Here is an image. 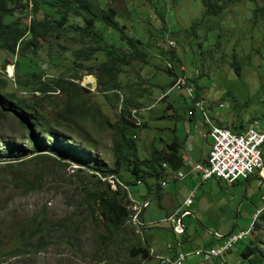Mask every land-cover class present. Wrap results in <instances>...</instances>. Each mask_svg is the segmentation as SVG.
Here are the masks:
<instances>
[{
  "label": "rangeland",
  "instance_id": "374dc122",
  "mask_svg": "<svg viewBox=\"0 0 264 264\" xmlns=\"http://www.w3.org/2000/svg\"><path fill=\"white\" fill-rule=\"evenodd\" d=\"M32 3V0H16L10 4L14 8L13 13L5 16L3 22L21 25L28 23ZM100 3L103 8L111 5L116 9L115 20L124 24L126 34L139 40L136 46L144 56V60L130 59L122 65L117 74L118 88L115 91L116 106L126 100L130 102L127 108H132V103L140 106L136 108L135 114L139 124L129 131L134 139V164L141 166L143 160L151 156L153 146H156V152L162 145L163 149H167L166 147L174 141V136L181 139V145L186 142L187 136L198 142L201 140V149L209 143L207 138L200 137L204 128L198 114L200 111H195L196 123L185 113V102L189 105L192 103L191 99L172 90L165 93L179 70L191 81L198 99H203V109L212 123L229 129L232 125L239 124L237 127L232 126L237 131L253 119L258 120L260 126H264V15L258 13L257 17L253 18V9L256 6L264 7V0H231V3L215 16L203 15L200 0H100ZM21 4H24L23 7H19ZM38 6L34 14L36 18L44 20V14H47L56 20L60 15H64L65 22L62 30L58 31V38L47 42L40 41L41 46L35 56L28 53L24 56L18 55L19 48L28 38L26 33L22 40L17 42L14 54L0 50V78L6 80L4 89L14 92L18 98L28 99L32 96L28 86L21 88L14 82V63L18 65L17 74L30 82L29 76L32 72L38 73L40 79L84 73L81 68L74 66L77 62L72 59L71 51L85 47L83 42L91 34L90 27L83 25V16H87L86 13L77 9H63L58 12L48 3H39ZM21 10H26L27 15L25 12L21 13ZM74 25L81 26V31H74ZM91 25L94 33L96 32L92 46L98 44L104 46V49L114 47L124 53L131 52V48L119 38L116 30L96 19ZM168 41L173 44L168 45ZM104 49L97 50L90 60L83 64L93 71L92 68L105 58ZM232 62L238 65L237 74L233 70ZM3 63L6 64L2 66ZM5 65L6 70L8 66L11 67L10 74L5 70ZM168 65L174 73L169 74L164 70ZM88 77H91V80ZM77 81L80 86L89 90L94 88V77L91 74H83ZM51 96L59 105V94L54 92ZM108 97L111 98L110 95ZM110 100L99 93H93L90 97L91 102L99 105L102 114L113 121L116 115ZM167 104H171L172 108H167ZM37 107L43 118L53 119V104L40 100ZM173 123L176 124V129L170 132ZM83 128L87 131L89 142L94 146L86 155L95 157L97 168L111 169V130L97 128L89 122L83 123ZM0 135L23 147L26 153L29 152L26 132L20 130L9 115L4 119L0 118ZM44 139L48 141L46 144L50 142L47 136ZM78 144L65 142V145L80 149ZM4 149L0 143V264H117L121 259L131 264H157L151 259L128 255L127 247L122 243H119L120 250L117 247L120 258L112 257L110 245L107 246L109 254L103 258L100 252L93 255V248L99 251L110 241L103 238L101 240L97 236L102 228L92 219L86 218L85 211L75 201L79 184L72 173L74 166L57 168L55 164L53 166L49 162H43V176L39 188L24 191L22 185L34 178L37 167L31 162L6 166V159L14 157H10ZM260 152L264 173V144L260 147ZM165 169L166 183L159 186L158 191L154 178H145L148 191L146 184L140 177L131 174L130 170L120 174L121 178L126 180L125 186L128 190L125 201L120 202L128 213L123 224L128 227V231L136 234L135 240L141 243L142 238H146L148 248L152 246L160 253L166 254L164 250L172 247L177 240L183 243V248L207 246L216 243L213 233L223 235L230 230L237 231L250 225L251 234L235 244L218 263L245 264L239 252L248 241V245L255 243L258 248L264 250V200L260 197L262 193L264 198V193L261 191L262 186H259L256 168L247 179L240 178L232 183L217 182L211 178L202 181L201 186L195 187L192 203L188 207H182V201L188 191L193 189L189 186L192 183L191 177L188 176L180 182L179 179L172 178L167 167ZM184 171L185 168L181 167V172L185 173ZM86 174L85 169L82 170L80 178L87 179ZM195 179L198 181L196 176ZM113 195L107 194L108 197ZM165 195H171L175 205L180 203L177 211H189L188 215L182 217V224L185 226L182 235H174L171 230L173 221L167 219V216L173 211L170 210L172 201ZM130 199L139 205L147 200L141 219L137 214V220L144 223L142 226L130 220L129 214L133 213ZM258 213L262 217H257ZM42 216L50 230V239L53 238L52 243L34 254L7 256L6 252L19 241L17 233H14L16 228L20 225L25 228L35 226ZM56 220H61L58 228L52 225ZM252 220L255 221L252 223ZM48 229L45 231H49ZM71 231L75 232L74 235H80V239L74 240L75 243L56 238V235L72 233ZM184 264L200 262L196 257L190 256ZM205 264H214V261Z\"/></svg>",
  "mask_w": 264,
  "mask_h": 264
},
{
  "label": "trees",
  "instance_id": "16d2710c",
  "mask_svg": "<svg viewBox=\"0 0 264 264\" xmlns=\"http://www.w3.org/2000/svg\"><path fill=\"white\" fill-rule=\"evenodd\" d=\"M15 1L0 0V50L7 54H14L16 52L15 46L17 42L22 40L25 33L28 34V38L18 50V55L20 56H24L26 53L30 56H35L41 46L40 41L47 42L51 39L58 38V31L62 30L65 16L60 15L59 18L53 20L49 15L44 14V20L38 19L34 14L39 8V3H48L49 6L55 7L58 12H61L63 9H77L78 11L86 13L87 16H83V25L84 27H90L92 30L90 32L91 34L83 42L85 47L72 50L71 54L72 59L77 62L74 66L81 68L84 71L83 74H91L94 77V88L89 90L84 86H80L77 80L83 74L74 73L69 74V76L59 75L40 79L38 73L32 72L29 76L31 79L30 82L27 79H22L17 74L18 65L14 63V82L21 88L28 86L32 98H18L14 92L5 90L6 80L0 78V118L4 119L5 116L9 115L15 120L19 129L26 132L29 152L26 153L23 147L15 145V143L6 140V138L0 135V143L5 147L4 152L8 153L10 157H14L6 159V166H11L12 163L23 165L26 162H31L36 165L37 171L34 178L26 181L22 185L24 191H31L40 186L44 169L43 162H49L53 166L55 164L57 168L74 165L72 173L76 176L79 184L78 196H76L75 201L85 211L86 218L92 219L102 228L97 236L101 240L105 239L106 241H110L109 244L100 248L99 251L93 248L91 251L92 254L96 255L100 252L103 255L101 258H103L109 254L107 246L110 245L112 257L120 258L117 253V247L120 250L119 243H122L123 246L125 245L127 247L128 255L149 260L147 239L145 238L144 240L142 238L141 244L139 240H135L136 234H133L130 230L128 231V227L123 224L128 213L124 205L120 204V202L122 200L125 201L128 190L125 186L126 180H123L120 174L123 171L130 170L129 172L131 174L140 177L146 184L148 191L149 189L145 178H154L158 191L159 186H161L158 180L163 178L166 168L161 167V162H165L166 166L169 165L176 170L179 166V157L175 155V150L165 153L161 151L156 152L154 148L151 156L143 160L141 166L133 162L135 159L134 139L129 131L135 128L136 125L131 122L130 113L133 111L136 114V108L138 109L140 106L137 103H132V108H127V104H130L127 100L125 102L123 101L119 106H116L117 94L115 91L118 88L117 74L122 65L126 64L130 59L141 58L144 60L143 53L139 52V48L136 46L139 44V40L126 34L124 24L118 23L115 20L117 14L116 9L111 5L103 8L100 0H51L50 2L48 0H39V2L38 0H32V12L28 23L21 25L20 23L9 24L3 22L5 16L13 13L14 8L10 4ZM200 3L203 7V15L215 16L222 12L221 10L228 6L231 0H200ZM23 5L21 4L19 7H23ZM25 11L21 10V13ZM258 13L264 15V7L256 6L253 9L254 19ZM25 15H27L26 12ZM95 19L104 23L105 26L116 30L119 38L124 40L131 48V52L124 53L114 47L104 49V46L98 44L92 46L91 42H94L93 35L96 32L94 33L91 24ZM72 29L74 31H81V26L74 25ZM53 32L54 34H52ZM100 49H104L105 58L98 62L92 68L93 71H91L89 66H85L83 63L90 60L93 54ZM4 64L6 63H3L2 66ZM231 65L237 74L238 65L235 62H232ZM7 70L10 73L11 67L8 66ZM164 70L169 74L174 73L170 66H165ZM88 78L91 80V77ZM172 82H170V85ZM54 92L59 94V105L57 101L51 98ZM93 93L102 94L107 100L111 99L109 103L115 111V120L110 121L102 114L99 105L96 102L90 101ZM109 95L111 98L108 97ZM40 100H47L53 104V119H45L42 117L37 107L39 106ZM85 122L94 124L97 128L111 130V134L109 135L111 140L110 151L113 157L111 169L105 170L97 168L94 163L95 157L90 154L86 155V152L89 150L92 151L91 147L94 146L89 142L87 131L83 128V123ZM215 125L222 126L219 124ZM235 126L237 127L239 124ZM46 136L50 138L48 144H46L48 141L44 139ZM65 142H77L81 147L80 149L77 147L73 148L65 145ZM82 153L85 155L83 156ZM17 156L26 157L21 159V157ZM175 160L177 164L174 163ZM84 169L87 172V179L84 177L80 178L81 171ZM107 176H112V183L107 180H100V177L106 178ZM91 177L94 179L90 180L89 178ZM139 180L134 181L137 183L141 182ZM108 193H113L114 195L108 197ZM138 215L141 219V211ZM257 217L260 218L262 215L258 213ZM254 221L252 220V223ZM52 225L58 228L61 225V220H56ZM47 229L48 226L44 216L37 220L35 226L28 228H25L23 225L18 226L14 233H17V239L19 241L12 249L6 252V255L14 257L29 253L34 254L46 248L53 241V238L50 239V230L45 231ZM128 232L130 235H128ZM73 233L75 232H66L63 235H56V238H64L68 243H75L74 240L77 241V239H80V235H74ZM134 240L135 242H133ZM248 242L239 252L240 258L245 261V264H264V250L258 248L255 243L248 245ZM217 263L218 261L214 260V264ZM117 264L131 263L121 259Z\"/></svg>",
  "mask_w": 264,
  "mask_h": 264
},
{
  "label": "built area",
  "instance_id": "2783aa9c",
  "mask_svg": "<svg viewBox=\"0 0 264 264\" xmlns=\"http://www.w3.org/2000/svg\"><path fill=\"white\" fill-rule=\"evenodd\" d=\"M167 43L168 45L173 44L171 41ZM179 68L182 69L181 66ZM170 90L177 94L182 93L191 99V104L187 105L185 102L186 115L194 116L195 111H200L198 112L199 117L205 124V132L202 134L209 140L204 159L193 163L188 171L196 174L201 181L214 178L219 181L230 183L240 178H248V176L252 174L253 169L256 168L259 177V186H262L261 191L264 193V173L260 152V147L264 144V126H260L258 120L253 119L248 125L236 131L210 122L203 109V99H198V96L193 91L191 81L187 80L185 75L181 73V70L176 73L174 81L165 93ZM130 120L134 125L139 124V120L133 111L130 113ZM161 167H167L166 163L161 162ZM175 175L181 178L183 173L181 171H176ZM100 180H107L112 183V176H107L106 178L100 177ZM164 183V180L160 181V185ZM111 187L113 186L111 185ZM192 196V192L189 191L183 199L182 205L188 206L191 203ZM260 197L264 200L262 193H260ZM130 200L132 202L131 208L133 209V213L129 214L130 220L142 226V222L137 220V214L147 205V200H144L140 205L133 199ZM187 213L188 211L186 209H182L178 215L167 217V219L173 221L171 230L174 234H181L183 232L184 225L182 224L181 218ZM254 217L255 213H253L252 219H254ZM251 229L252 227L248 225L245 229L230 231L225 236L213 233V238L217 241L215 244L207 246L203 245L182 249L180 247V242H176L175 245L178 247V250L167 256L156 255L152 250H149V253L152 257L157 259L159 264H184V261L190 256L196 257L200 264L213 262L214 260L219 262L225 253L251 233Z\"/></svg>",
  "mask_w": 264,
  "mask_h": 264
},
{
  "label": "crops",
  "instance_id": "0c3cea01",
  "mask_svg": "<svg viewBox=\"0 0 264 264\" xmlns=\"http://www.w3.org/2000/svg\"><path fill=\"white\" fill-rule=\"evenodd\" d=\"M167 106V108H172V106H171V104H167L166 105ZM185 108H186V106H185ZM185 113H186V111H185ZM164 115V114H163ZM188 118H190L191 120H192V122L193 123H196V120H195V118H194V116H187ZM202 120V119H201ZM211 122V121H210ZM202 124L204 125V128H203V131L201 132V138H204V139H206V137L205 136H203V132H205V124L203 123V121H202ZM232 126H234L235 127V124L234 125H232ZM231 126V129L232 130H234L233 129V127ZM166 129H170L169 127H166ZM176 129V124L175 123H173V129L172 130H169L170 132H172V131H174ZM236 129V128H235ZM237 131V130H236ZM172 139H174V141L171 143V145L170 146H168V147H166L167 149H163L164 148V145H162V147L160 148V149H158V152L159 151H161V152H165V153H168V152H170L171 150H175V155L176 156H178L179 157V166L176 168V170H174L173 168H171L169 165L167 166V168L170 170V172H171V174H172V178H177V179H179L180 180V182H182L183 180H185V178H187L188 176H190L191 177V184L189 185L190 186V188H193V189H190L189 191H191L192 192V194H193V192H194V189H195V187H199V186H201V184H202V181L201 180H199V178H198V176L196 175V174H194V173H191V172H189L188 171V169H189V167L193 164V163H195V162H199V161H202L203 159H204V157H205V155H206V151H207V148H208V145H207V147H205V148H203V149H201V144H202V141L200 140L199 142L197 141V140H195L193 137H189V136H187V137H185V140H186V142L183 144V145H181L180 144V142H181V139H178V138H176L175 136H174V138H172ZM159 140H162V139H159ZM154 148H156V146H153V149ZM161 149H163V151L161 150ZM174 163L175 164H177L176 163V160L174 161ZM181 167H184L185 168V173H183V175H182V177L181 178H179V177H177L176 175H175V172L176 171H181ZM165 172H166V169L164 170ZM167 173V172H166ZM195 176L198 178V181H196V179H195ZM166 177H167V175L165 174L164 176H163V178H162V180H164V182L166 183ZM192 177H194V178H192ZM210 179V178H209ZM211 179H214V178H211ZM178 180V181H179ZM182 180V181H181ZM215 181H217V182H221V181H219V180H217V179H214ZM204 181H206V180H204ZM197 182V183H196ZM165 183L163 184V185H165ZM194 183V184H193ZM188 191V192H189ZM148 194H149V192H147ZM167 198H169L171 201L173 200L172 199V197H171V195H165ZM193 196H194V194H193ZM193 196H192V198H193ZM158 197L160 198V194L158 195ZM148 198V197H147ZM185 198V197H184ZM192 198H191V203H192ZM183 202V201H182ZM158 203H159V200H158ZM191 203L189 204V205H191ZM159 206H161L160 204H158ZM188 205V206H189ZM179 206H180V203H179V205H175V202L174 201H172V206H171V209L170 210H173V211H171V212H169V215L168 216H172V215H178L179 213H180V211L182 210V209H180V210H178L177 211V209L179 208ZM188 206H183L182 205V207H188ZM162 207V206H161ZM164 208V207H163ZM165 210H166V208H165ZM143 211V210H142ZM167 211V210H166ZM188 211V210H187ZM189 214V211H188V213L186 214V215H188ZM167 216V217H168ZM185 216V215H184ZM142 221V220H141ZM181 221H182V218H181ZM142 223H143V221H142ZM143 225H144V223H143ZM185 230V229H184ZM217 241V240H216ZM215 241V242H216ZM183 243H181V245H182ZM188 247H192V246H185L184 248H188ZM153 248V247H152ZM154 249V248H153ZM154 250H156V251H158V252H160L158 249H154ZM170 250H172V247H167V249L166 250H164L165 252H168V251H170ZM164 251H162V252H164Z\"/></svg>",
  "mask_w": 264,
  "mask_h": 264
},
{
  "label": "clouds",
  "instance_id": "9594fccd",
  "mask_svg": "<svg viewBox=\"0 0 264 264\" xmlns=\"http://www.w3.org/2000/svg\"><path fill=\"white\" fill-rule=\"evenodd\" d=\"M8 66V65H7ZM5 70H6V65H5ZM7 71V70H6ZM11 73V72H10ZM9 73V74H10ZM165 174H167L166 172H165ZM162 180V179H161ZM160 180V181H161ZM146 207V206H145ZM144 208V207H143ZM143 208L140 210L141 211V213H142V210H143ZM143 224V223H142ZM184 229H185V226H184ZM184 233V230H183V232L181 233V234H174V235H182ZM176 242H180V241H176ZM176 242L172 245V250H170V251H168L166 254H162V253H160V252H158V251H156V250H154L153 248H152V246H150L149 248H147V250H148V255H149V258L151 259V260H154L157 264H159L158 263V261H157V259H155L154 257H152L151 255H150V253H149V250H152L153 251V253H155L156 255H171L173 252H176L177 250H178V247H176ZM180 247L182 248V249H185V248H183L182 247V245H181V242H180ZM188 248H192V247H188ZM188 248H186V249H188Z\"/></svg>",
  "mask_w": 264,
  "mask_h": 264
},
{
  "label": "water",
  "instance_id": "95a60500",
  "mask_svg": "<svg viewBox=\"0 0 264 264\" xmlns=\"http://www.w3.org/2000/svg\"><path fill=\"white\" fill-rule=\"evenodd\" d=\"M230 231H231V230H230ZM230 231H228L227 233H225L224 236L227 235Z\"/></svg>",
  "mask_w": 264,
  "mask_h": 264
},
{
  "label": "bare ground",
  "instance_id": "6f19581e",
  "mask_svg": "<svg viewBox=\"0 0 264 264\" xmlns=\"http://www.w3.org/2000/svg\"><path fill=\"white\" fill-rule=\"evenodd\" d=\"M263 161V160H262ZM232 183V182H231Z\"/></svg>",
  "mask_w": 264,
  "mask_h": 264
}]
</instances>
